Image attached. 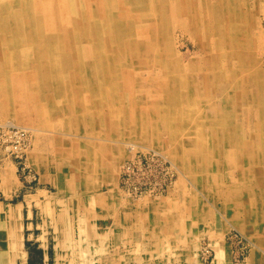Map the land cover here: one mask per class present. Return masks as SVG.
<instances>
[{"label":"rangeland","instance_id":"rangeland-1","mask_svg":"<svg viewBox=\"0 0 264 264\" xmlns=\"http://www.w3.org/2000/svg\"><path fill=\"white\" fill-rule=\"evenodd\" d=\"M208 3L210 8H207ZM195 7L199 9L196 18L202 16L209 21V27L202 30L203 34L208 31L209 45L215 43L217 47L219 37H223L218 29L221 28L223 32L226 19L232 22L223 38L231 41L241 39L242 53L235 46L231 49L227 46L224 48L223 43L218 50V57H225L229 53L235 57L241 55L247 67L241 74L248 81L255 80L264 85V0H201ZM189 18L187 14L174 16L165 22V27L161 26V35H165V41L158 51L168 57L171 54L177 55L178 63L184 70L187 67L193 69L195 62L209 57L201 48L199 32L188 28ZM152 19L155 22L156 19ZM244 35L248 36L247 42ZM230 64L228 63L230 68L237 67L234 66L235 60ZM150 66L138 69L137 74L150 81L149 77L159 74L161 69L159 65ZM227 67L222 64V71L226 75L229 72ZM16 68L14 73L18 72ZM3 71L0 68V73ZM222 71L219 73L223 74ZM0 78V89L4 86L0 90V124L9 121L8 123L17 127H29V132L22 130L23 128H11L12 135L0 128V229L18 236L16 240L7 237L5 246L0 247L8 254L13 245L17 246L16 242L21 237L23 211L31 207L35 215L42 217L48 226L50 239L56 244L57 264H99L95 259L109 250L115 253L119 238L127 241L123 243L126 257L124 264H264V194L260 193V199L256 198L261 204L255 205V199L252 196L247 198L245 191L242 192V188L246 187L239 175L240 171H237L242 166L237 168L231 162L219 165L221 162L217 160L220 161V158L215 155L210 156L209 160L204 159L202 156L207 155L215 145L204 142L200 144L197 139L200 141L203 137L207 138L209 133L202 132L204 127L201 124L197 126L192 121L185 120L187 109L181 113L175 106L177 114H173L168 99L156 100L151 83L142 85L144 93L140 98H122L130 87L122 81L117 83L118 94L115 89H107L102 94L97 92L93 97L87 94V98H84L87 107L83 113H79L76 108L69 111L71 102L65 101L57 93L56 87L62 84L49 83L45 87L41 81L36 80L33 82L35 92L28 91L30 85L26 83L21 87L22 92L30 97L26 102V94H17L7 89L11 87V80L4 83L7 82L6 79ZM216 82L217 85L210 83L212 91L208 101L221 114L218 113L220 117L233 116V87ZM63 87H67L66 84ZM93 103L97 106L94 107ZM242 108V111L247 112L239 114L243 134L248 133L249 119H253L252 123L255 122L256 112L248 105ZM101 110H104L105 116L100 114ZM110 112L113 114L110 115ZM193 119L194 116L191 115V120ZM201 119L199 117V121ZM220 127L223 126H218ZM76 130L83 137L68 135ZM22 133L28 135L26 137L30 143L21 157L19 146ZM78 140L86 142L75 146ZM128 144L135 150L131 151ZM143 147L160 150L175 164L176 170L171 166V184L168 187L162 186L154 193H145L149 192L145 189L153 187L154 181L141 185L138 179H133L129 182L130 186H127L129 184H125L124 172L121 173L123 163L134 158L135 153ZM85 153L94 155L93 162L87 159ZM143 166L146 167L145 160ZM90 167L95 170H90ZM259 169L264 172V167ZM152 177L158 178L161 183L165 179L163 172L159 170L158 176H151L150 179ZM257 177V182L261 179L264 187V174H260L262 178ZM246 183L248 186L250 181ZM158 206L162 209L157 215L163 220L155 223L160 225L156 231L152 216L155 214L153 209L158 210ZM148 207H151L150 211ZM80 208H83V212ZM178 216L186 218L187 226L184 227L182 222L177 224ZM194 218H199V221L195 223ZM166 219H169L168 222ZM133 241L140 242L137 244L138 248ZM69 253L72 254L71 263L66 260Z\"/></svg>","mask_w":264,"mask_h":264},{"label":"bare ground","instance_id":"bare-ground-1","mask_svg":"<svg viewBox=\"0 0 264 264\" xmlns=\"http://www.w3.org/2000/svg\"><path fill=\"white\" fill-rule=\"evenodd\" d=\"M198 1L201 0H0V68L4 69V71L0 73V77H4L6 79L7 82L4 83H8L10 82L9 80H11L12 84L9 83L11 84V87L9 86L7 89L9 91L12 90L17 94L24 93L22 92L21 87L26 83L27 85H30L28 91L32 90L36 92V87L33 85V82L36 80L41 81V84H43V86L45 85V87L48 86L49 83L54 85H58L57 83L62 84L61 86L58 85V87H56L57 93L60 97L64 98L65 101L68 100V102H71V108H69V111L76 108L79 113H83L87 107L86 100H84V98H87V94H90V96L93 97L97 95V92L102 94V91L107 89H115L118 94L119 86L117 83L122 81L126 85L130 86L122 98H140L144 93L142 91V85L145 83H151L153 86V96L156 100L168 99L169 108L173 114H177L175 106L178 107L181 113L185 112L187 109L188 114L186 115L187 118L185 120L192 121L197 126L201 124V126L204 127L202 132L209 133L207 138L203 137L200 141L197 139V142H200V144L204 142V144L207 145H211V143L212 145H215L210 148L207 155L202 156L204 159L209 160L210 156L215 155L220 158V161L217 160L218 162H221L219 165L231 162L232 164L237 165V168L242 166V169L237 170L240 171L239 175L241 179L244 180V186L246 187L245 189L242 188V192L245 191V196H247V198L252 196L256 201L255 205L259 206L261 203H259L257 199H260V196L262 195H260V193L264 194V187L262 186L261 179L257 182L255 178L257 176L262 178L260 177V174H264V172L259 169V167H264V85L263 83L255 80L248 81L245 76L241 74V71L244 72V70L247 69L241 55H237L235 57L229 53L225 57L223 55L218 57V50L220 46H223V43L224 48L227 46L231 49L235 46L236 49L242 53V41L241 39L238 41H231L229 38H223L225 37L224 34L228 32L232 26H230L232 22L226 19L223 26V32L221 31V28L218 29V33H221L223 37H219L217 47H215V43L214 45H209L207 37L209 36L208 31L206 30L207 32L205 31L204 34L202 33L203 29L207 26L209 27V21L205 17L202 18V16L201 18H196L199 9L195 7V4L198 3ZM208 6L209 7L207 8H210L211 5L208 3ZM185 14L190 17L188 21V28L195 32H199V40L202 43L201 48L204 53L207 52L209 54V57L208 59L205 57L195 62L193 69L187 67L184 70V67L178 63L179 59L177 58V55L171 54L168 57L163 52L161 54L158 51H160V48L163 46V41H165V35H161L163 30L162 27H165L167 24L165 22L168 20L170 21V19H173L174 16L181 17ZM152 17L156 19L155 22ZM183 19H185V17ZM243 38L247 42L248 36L244 35ZM220 41H222V43ZM240 52L238 53L240 54ZM166 60L167 62L165 63ZM232 60L236 61L234 66L237 67L232 66L234 68H230V62ZM228 63L230 65H228ZM152 64L161 66V69L159 74L149 77L150 81L143 79L137 74L136 71L138 69L151 67L150 65ZM222 64L227 65V68H229L227 75L224 74V71H222ZM15 67L19 69L18 70L16 68L18 71L17 73H14ZM221 71L223 74L219 73ZM216 81L222 82L224 85H227V87H233L231 93V96L234 99V103L232 105L234 110H232L234 113L233 116L228 115L229 117L225 118V115H223V117H220V113L218 112V114L215 107H212L208 101V96L212 91L210 83L211 85H217L218 83ZM67 83L72 86H68ZM64 84H66L67 87H63ZM3 87L1 89H3ZM121 87L122 86H120V88ZM132 88L134 89L132 90ZM215 90L213 91L215 92ZM25 94L28 96L27 93H24V95ZM51 96H49L50 100ZM29 98L30 97L28 96L26 102ZM31 98L34 99V97ZM8 99L10 100V98ZM245 105L250 106L251 110L256 112V115L254 123H252L253 119H249L248 121V123L250 122L248 133L242 134V129L239 123V114L247 113L242 111V107ZM93 106L96 107L97 105H94L93 103ZM100 112V114L103 113V116H105L104 110H101ZM225 112H227V110ZM111 114L113 113L110 112V115ZM191 115L194 116L193 120H191ZM199 117H202L201 121H199ZM206 119H209V121H206ZM8 122L5 121V124H0V128L3 130L5 129L4 131L8 135H12L10 133L11 128H23L22 130L29 132V127H27L28 129L20 126L17 127ZM218 126L223 127L218 128ZM73 130L74 129H72V131ZM79 133L80 132L76 130L73 133H68V135L73 137L79 136V138L83 137V135ZM200 138H202V134H200ZM84 143L83 141L78 140L75 142V146L84 145ZM128 145L130 146V144ZM97 146L99 145H96V147ZM132 148V146L129 147L131 151L135 150ZM145 150L159 153V155L168 160L169 165L175 169V164L171 162L160 150L155 149L154 147H143L140 151ZM94 155H90V157L88 153L86 157L89 161L93 162ZM130 159H127V161H130ZM127 161H125L121 166V173L124 172L125 169H128L126 168ZM91 169L95 170L93 167H90V170ZM246 180L250 181L248 186H246L248 184L246 183ZM126 194L128 195L129 193L127 192ZM150 208L148 207L147 209L150 211ZM161 209H153L155 210V214L152 216V224L156 228V231L160 225L155 223L159 220H163L157 215ZM114 212L116 211L114 210ZM77 213L81 214L80 211ZM185 215L187 214H184V216ZM184 216L183 218H181L182 216H178L177 219L179 221L177 224L182 222L185 227L187 226V221ZM119 219H121V217H119ZM168 220L169 219H166L167 222ZM198 221L199 218H194L195 223ZM142 231L144 230L142 229ZM132 232L134 231L132 230ZM152 234V236H154V233ZM9 236L14 239L16 238V235L14 236L13 232H10L9 234L6 229H0V243L2 240L5 242L6 238ZM126 242L127 241H125V243ZM139 243L134 242L133 244H136V248H138L137 244ZM221 253L223 255V252ZM171 255L173 256V254Z\"/></svg>","mask_w":264,"mask_h":264},{"label":"crops","instance_id":"crops-1","mask_svg":"<svg viewBox=\"0 0 264 264\" xmlns=\"http://www.w3.org/2000/svg\"><path fill=\"white\" fill-rule=\"evenodd\" d=\"M21 237L18 240L17 246L13 245L10 248L9 254L0 248V264H57L56 244L50 239L48 226L42 217L35 215L33 208H25ZM16 238L14 240L17 239ZM121 242L116 243V253H111L110 250L100 254L98 259H95L99 264H124L126 257L124 255L123 238H119ZM19 243V244H18ZM5 246L3 240L0 247ZM119 248V249H118ZM123 253V254H122ZM111 254V255H110ZM69 263L72 261V254L69 253Z\"/></svg>","mask_w":264,"mask_h":264},{"label":"built area","instance_id":"built-area-1","mask_svg":"<svg viewBox=\"0 0 264 264\" xmlns=\"http://www.w3.org/2000/svg\"><path fill=\"white\" fill-rule=\"evenodd\" d=\"M10 133L12 134L13 131L10 130ZM22 137V142L19 146L21 157L28 148L26 135L22 133ZM144 160L146 161V167L143 166ZM126 168L128 169H125L123 173L126 185L129 184V182L133 179H138V183H141V185H145L150 181H154L153 187L151 189H145L146 191H149L145 193H154L159 191L162 186L168 187L171 184L173 177L171 165L169 166L168 160L162 158L159 153H155L153 151L145 150L136 152L134 158L130 161H127ZM158 170L164 174L165 179L163 180V183H161L158 178L154 179L152 177L150 179L151 176H158ZM127 186H130V184Z\"/></svg>","mask_w":264,"mask_h":264}]
</instances>
